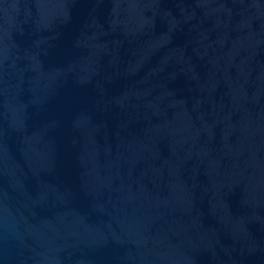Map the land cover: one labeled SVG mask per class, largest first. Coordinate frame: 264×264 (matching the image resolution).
I'll return each mask as SVG.
<instances>
[{
	"label": "water",
	"instance_id": "water-1",
	"mask_svg": "<svg viewBox=\"0 0 264 264\" xmlns=\"http://www.w3.org/2000/svg\"><path fill=\"white\" fill-rule=\"evenodd\" d=\"M0 264H264V0H0Z\"/></svg>",
	"mask_w": 264,
	"mask_h": 264
}]
</instances>
